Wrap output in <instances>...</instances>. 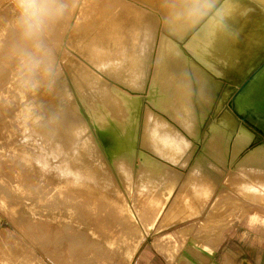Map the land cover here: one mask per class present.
<instances>
[{"label": "bare ground", "instance_id": "bare-ground-1", "mask_svg": "<svg viewBox=\"0 0 264 264\" xmlns=\"http://www.w3.org/2000/svg\"><path fill=\"white\" fill-rule=\"evenodd\" d=\"M104 1L107 5L105 11L109 12V15H104L106 17L101 21L84 20L81 28L72 33L73 37L70 35L67 38L69 47L76 50L73 52L76 58L64 54L66 56L65 67L73 72L74 87L82 103L81 107L96 108L90 113L91 120L98 124L96 129H89L84 118L82 124L76 125L79 123L76 120L79 111L74 108L79 103L73 100L74 97L69 94L59 76L53 77L54 84L57 82L58 85L55 86L53 83L50 85L49 81L44 82L43 69L32 71L27 60L20 59L16 61L14 73L17 72L16 76H19L20 82L24 81L22 84L24 89L28 90L41 85L43 95H40L41 99L38 98L42 101L40 104L44 106L49 99L56 96L58 102L54 108L57 111L51 108H48L50 111L41 112L29 110V107L35 104L25 102L22 106H27V109L19 110L20 115H17L13 108L20 106L21 95L19 94L20 98L16 102L17 97H12V94L8 102H3V106L9 105L8 110L6 112L4 110L9 119L3 121L9 124L28 125L27 129L25 128L27 132L24 139L27 141L25 144H32V147H25V150L22 148L21 151L17 148V151H14L12 147L11 151L7 149L6 144L0 143V158L5 156L3 152L7 150L8 157L15 155L17 160L23 164L27 163L30 158H34L32 163H42L34 170L40 168L43 175L60 181V187L55 189L50 184L39 181L41 189H38L41 190L43 197L53 198L57 193L58 198L69 201L71 205L93 204L91 206H95L99 202L98 199L111 202L114 197L110 198L111 195L105 191L115 194L121 192L120 196L129 199L131 203L136 206L138 203L141 204L139 208L134 206L137 211H147L149 215L139 213L141 218L153 220L158 213H161L165 220L171 211V214L175 213V216L181 217L176 218L181 221L200 214V210L205 207L213 193L214 182L211 180L217 175L227 173L226 182L239 188L240 196L228 191L219 199L216 198L215 205L211 207V212L206 219L208 226L203 225L201 228L209 231L219 229L222 223L228 221L227 216L236 207L243 212L240 214L233 212L231 218L234 220L242 218L252 205L257 206V210L259 208L264 211V172H258L264 171V143L251 146L247 153L240 155L246 146H250L252 134L237 124L230 108L227 109L225 106L227 97L237 91L235 98L237 99L245 90L246 84L244 86L241 84L239 87L224 86L226 93L223 92L224 96L214 105V110H210L209 100L213 80L211 81L210 77L202 72L203 70L195 68L193 66L195 63L191 65L188 62L190 58L187 60V56L182 53L179 45L201 23H206L210 15L225 0H141L147 8L137 6L128 0ZM255 1L264 6V0ZM85 6L86 0H83L82 9ZM62 22L60 33L54 41L60 47L63 45L62 42L66 41L64 40L65 35L62 37L63 32L66 29V32L70 33L69 28L75 24ZM197 39L202 44L207 41L205 33L198 34ZM188 48L218 67H227L224 61L205 53L197 45H189ZM262 61L264 58L247 76L255 71ZM51 63L55 66L52 59ZM259 71L260 93L252 99L253 101L251 100L257 103H252L257 114L249 110L256 121L264 118V66ZM47 86L49 91H46ZM17 90L21 94L24 91L22 88ZM53 93L54 95L51 96ZM195 96L196 99L193 98ZM43 99H46V103H43ZM29 121L34 124H30ZM206 122L208 125L203 128ZM7 135L5 134L2 139H5ZM32 148L33 155L31 154ZM103 148L108 151L107 155H103L105 153ZM184 154L197 157L195 160L199 163L195 165L197 167L193 165L187 172V177L181 181V184L183 182L182 190L184 186H189L188 193L194 197L197 209L193 204L186 206L190 198L188 196L186 198L183 194L178 195V199L175 197L171 203H167L169 192L175 183L168 165L181 167V163L178 162ZM108 156L110 160L106 159ZM150 156L161 158L160 161L166 164L154 163L149 158ZM239 156L242 158L236 159ZM221 166L228 168L226 173ZM13 172L14 174L18 172L25 174L27 178L33 179L32 176L24 173V167H15ZM149 189L159 191V194H151ZM88 192L92 193L95 198L90 199L87 196ZM34 194H36L35 191ZM121 198H116L119 211L114 217L117 220L122 218L124 221L132 222L134 220L133 210L131 211L133 207L130 209L128 202ZM90 215L94 216V219L103 217L97 211H90ZM85 222L87 223L86 220ZM131 228L138 232L135 226ZM53 229L55 227L51 232ZM107 229L109 230L108 227ZM52 234H55V231ZM129 234L132 238L131 232ZM132 234H134L133 231ZM67 239L69 237L65 241ZM70 239L73 240V238ZM55 245L58 246V244ZM44 250L47 249L44 248Z\"/></svg>", "mask_w": 264, "mask_h": 264}, {"label": "rangeland", "instance_id": "rangeland-1", "mask_svg": "<svg viewBox=\"0 0 264 264\" xmlns=\"http://www.w3.org/2000/svg\"><path fill=\"white\" fill-rule=\"evenodd\" d=\"M128 1L133 2L137 6H142L147 8L146 5L143 4V1L141 0H128ZM63 2L66 4V11L63 17L55 22H51L48 25L45 36L43 37V45L45 49H47L51 53L52 55L51 59L55 63L54 75L50 77L44 74L43 75L44 82L47 83V81H49L48 83L50 85L52 83L54 84L53 77L59 76L60 79H62L64 85L67 87V91L69 92V94H71L74 97L73 100L77 101L80 104V105L77 104L76 107L74 108L75 110L77 109V111H79L78 116L76 118V120L79 123H77L76 125L82 124L84 118L87 123V127L91 130L92 129L95 130L98 124L91 120L90 113L96 110V108L90 106L84 108L81 107L82 103L78 98L77 92L75 91V87H74V82L72 78L73 72L69 69L68 70L66 69L65 67L66 56L64 54L70 57L74 56L76 58L75 54L73 53L76 52V50L73 47L72 48L69 47L67 43V38L70 35L73 37L74 34L72 33L81 28L84 20L101 21L103 18L106 17L104 15H109V12L105 11V9H107V5L104 0H86V6L84 9H82L83 0H63ZM230 4L231 7L229 6ZM17 17H18V13L16 11L13 0H0V111L3 112V113L0 112V118H1L0 143L6 144L8 147L7 149L9 150H11L13 147L12 150L17 151L18 149L19 151H21L23 149L25 150V147L28 148L32 147V144L29 145L25 144L27 141L24 139L25 133L27 132L26 126L28 125L24 126L23 124L17 125L16 123L9 124L8 122H4L3 121L4 119L5 120L9 119L8 114L4 113V110L5 112L8 110L9 105L7 106L6 104L5 106H3V102L5 101L8 102V98L12 94H13L12 97L13 96L17 97V99L15 98L16 99L15 101L17 102V100H19L21 95L20 106L13 108V110L15 109V112L18 115L19 110L27 109V106L25 105L22 106V104H24L25 102L35 104L34 106L29 107V110L30 109L34 111L39 110V112H41V111H50L48 108L54 110L55 109L54 105L57 104L58 100L56 96L53 97V99H49L48 103L44 104L45 106L44 108V106L41 105L42 103L40 104V102L42 101L39 100L41 99L40 95H43L41 85L40 87L35 86L36 88L33 87V88H29L28 90L24 89V85H22L24 81L22 80L20 82L19 76L18 77L16 76L17 72L14 73V66L17 60L21 59L24 61L26 60L25 57L27 54L29 53L36 54L35 50L30 45L24 44L23 41L21 40L20 30L17 23ZM62 21H64L65 23L72 22L75 24L71 28H69L70 33L66 32V29L63 32L62 37H64L65 35L64 40L66 41L65 42L63 41L62 42L63 45L62 47H60L54 41L57 39L55 37L60 33L61 30L60 24L63 23ZM210 25L212 28L210 27ZM202 33H205L207 37L206 43L203 44L197 39L198 34H202ZM179 45L182 53L185 56H187L186 57L187 60L190 58L188 62L191 65L195 63L193 65L195 68L199 69L200 71L203 70L202 72L208 75L211 81L213 80L212 81L213 84L210 91L211 98L209 100L210 103L209 107L211 108L210 110H214L215 108L214 105L224 96L223 93L225 92L224 86L234 85L236 87H239L241 84L242 86L246 84L245 90L237 99H235L237 96V91H234L233 93L230 94V96L227 97L225 102L226 108L227 109L230 108L229 110H231L230 112L233 114L234 119H236L237 124L241 127L246 128L252 134L250 146L249 145L246 146L240 155L247 153L250 150L251 146L264 143V118H261L258 121H256L252 117V114L249 112V110H251L254 114H257V111L253 106V104H257V103L252 102L253 101L252 99L253 98L255 99L256 96L260 93L261 87L258 86L261 84H260V78L258 77L260 73L259 71L260 68L264 66V61L261 62V64L255 71H253L249 76H247L248 73H250L253 70V68L260 62V60L264 58V6L260 5L255 0H225L223 4H221V6H219L215 10V12L212 15H210V17L206 20V23L205 22L201 23L193 32L189 33L188 36L185 38V40L183 42H180ZM189 45L199 46L201 49L204 50L205 53L210 54L213 57L224 61L227 67L226 68H221L220 66L218 67V65L212 63L210 60H207L202 55L190 51L188 48ZM255 75H257V77H254ZM252 78L254 80H252ZM54 85L55 86L58 85L57 82H55ZM18 88H22V90H24L22 91V94L20 93V91L17 90ZM47 89L48 86L46 87V91H49ZM56 93L59 94L58 92ZM52 95H54V93L51 94V96ZM36 97L37 99H35ZM29 98L31 99L29 100ZM193 98L196 99V96ZM43 103H46V99H43ZM48 104H52V105H48ZM55 111H57V109H55ZM29 120L31 119L29 118ZM207 122L209 123V120H207ZM207 122L204 124L203 128L207 127L208 125ZM30 124H34V123L30 122ZM4 127L6 128L2 129ZM5 134L6 135L8 134L7 137L5 139H2L4 138ZM189 142L192 143V141L190 140ZM104 150L105 153L103 155H107L108 151L106 149ZM3 154L5 156L0 158V216L2 218H13L14 220L15 219H40V220L62 219L61 220L62 226L59 228V231L55 232V234L58 236L54 238L55 241L59 240L62 245L71 246V244L73 245V243L74 244L79 243L81 245L83 244L90 245L91 243H93L94 245H99L98 243L101 242L106 246L108 245L107 252L106 251L101 253L90 252L91 254L93 253L92 255L89 252H87V254L84 253L79 254L80 252H77L76 253L77 257L81 258L82 260L85 259L95 260L97 258V260L98 259L102 260V263H105V261H107L108 264H112V262L115 261L117 258L119 259V261H121V259L123 258L125 264H134V261H136V258L139 257V255H141V258L145 256V254L149 251L150 246L152 247L156 246L158 247V250L159 247H164L165 245H167L168 248L170 249H176L178 248L179 244L177 243L178 244L177 245L175 241L172 239V237H168V238L165 237V234L167 233L165 229L167 228V226H170L174 223L183 222L192 217L198 216V215H194L188 218L185 217L186 219L179 221L181 217L175 216V213L171 214L170 211V214L168 215L167 218H165V220H163L162 218L163 214L161 213H158L153 220L151 218L144 219L139 216V213L148 214L147 211L146 212L137 211L136 208L141 207V204L138 203V206H136L135 204L131 203L129 199H126L122 195L120 196V194H122L121 192L120 193L116 192L115 194L110 191H105L111 195L110 198L114 197L113 200L111 202H107L105 200L97 198L99 200V202H97L98 204L95 203L97 206L95 204H94L95 206H91L93 204L82 205V206L71 205L69 201H65L64 199L61 200V198H58L59 196L57 195V193L55 194L56 196L53 194L54 195L53 198L49 197L45 199L40 190L41 183L39 181H44L50 184L51 186L54 187V189L60 187V181L54 177L52 178L51 176L43 175L41 173L42 170L40 168L34 170V168H37L38 165H42V163L40 164L32 163V159L34 158H30V160L27 163L23 164L17 160L15 155L12 157H8L7 150H5ZM31 154L32 155L34 154L33 148ZM154 157L155 156H153V158L151 156L149 157L151 160L154 161V163L166 164L163 161H160L161 158L158 157L154 158ZM181 158H182L181 161L178 163L179 164L181 163L180 166L182 168L178 166L173 167L168 165L170 170V175L174 177L175 183H174V187L169 192L167 203L169 202L171 203L175 197H177L178 199V195L183 194L186 198L187 196L190 198L189 200H187L186 206H188V204L189 206L190 204H193V206L195 205L194 208L197 209V205L194 201V197L188 193L189 186L188 187L184 186V189L182 190L181 187L183 182L181 184V181H183L187 177V172L193 167V165L194 167H197L195 165L196 164L199 165V163L197 162V160H195L197 157H190L184 154L183 157ZM241 158L242 157L239 156L236 159H241ZM106 159L110 160V157L108 156L106 157ZM184 160L185 161L188 160V161L185 162ZM109 163L111 162L109 161ZM168 163L172 164L171 162ZM215 163L219 164L218 162ZM15 167H24V173H27L29 176H32L33 179L27 178L25 174L23 175L20 174L19 172L14 174L13 168ZM221 167H223L222 169L226 173L228 168L225 167L226 168L225 169L224 166ZM258 172H264V171L260 170ZM201 175L204 177L203 174ZM227 177L228 174L226 173L223 175H217L213 177V180H211L214 182L213 185L214 189L210 199L208 200V203L204 207L206 208L208 206L209 210L207 211L205 219L202 222V226L206 222L205 220L207 219V214L211 212V207L215 205L216 198L219 199V197L221 196L220 194L222 193L225 194L226 192L229 191L230 193H234L235 195L240 196L238 194L239 188H236L234 185L228 184L226 182ZM38 183L40 184L38 185ZM149 190L151 191V194L154 195L159 194V191H153V189H149ZM34 191L36 194H34ZM184 193L187 195H185ZM87 196L90 199L95 198L94 195L89 192ZM115 196L117 199L122 197L121 199L126 200L128 202V206L130 209L133 207V209H131V211L133 210L132 213L134 215V220L132 222L124 221V219L122 220V218H119L121 219L119 221V219L117 220V218L114 217L116 213H118L119 211L118 205H116L117 199L115 198ZM113 201L114 203H112ZM110 205L111 207H113L112 209ZM201 205L202 204L200 202V207ZM134 206L136 208H134ZM94 207H96V209ZM254 207L252 205L251 208L247 210V213L242 218L235 219L234 223L236 224V228L251 230L254 233H259L261 237L264 238V211H261L259 208L257 210L256 208L257 206L255 205ZM204 208L202 210L199 209L200 210L199 215L204 214ZM90 211L100 212L103 217L101 219H94V216L90 215ZM233 212L240 214L243 211L240 210L238 207L233 208V211L228 215L229 217L228 222H230L231 215ZM105 217L109 219H106ZM84 218L87 221V223L85 222ZM69 220H75L76 222L75 221L70 222ZM121 221H123V223ZM155 223L158 224L155 226ZM132 226H135V228L138 229V232L134 231L131 228ZM107 227L109 228L110 231L107 229ZM192 228L193 225H189L188 227L184 228L182 230L183 236L185 234L189 235ZM113 229L115 230L113 231ZM124 230H126V232L122 233V231ZM132 231L134 234H132ZM130 232L133 239L130 237L129 234ZM78 234L80 235V237ZM59 236L61 237L60 239ZM66 236H68L69 239L73 238L75 242L72 239L70 240L67 239L65 241V239L68 238ZM128 237H130V239ZM80 238H82L81 239L82 241L80 240ZM84 238L86 239L88 238V239L86 240ZM126 238L128 240H126ZM95 240H99L100 242L97 243L95 242ZM112 241L113 243H111ZM122 246L124 248V251L121 252V249H119V253L117 254V247L121 248ZM85 255L87 257H85Z\"/></svg>", "mask_w": 264, "mask_h": 264}, {"label": "crops", "instance_id": "crops-1", "mask_svg": "<svg viewBox=\"0 0 264 264\" xmlns=\"http://www.w3.org/2000/svg\"><path fill=\"white\" fill-rule=\"evenodd\" d=\"M208 210L209 207L207 206L204 208L203 215L192 217L183 221L184 223L178 222L167 226L165 237H172L175 243L179 244V249H170L165 245L164 247H159L158 250V247L150 246L145 256L141 258V255H139L134 264H264V238L259 233L236 228L234 218L230 219V222L233 221L232 223L228 221L222 223L223 225L215 231L201 228ZM228 218L227 216L226 220ZM157 224L155 223V226ZM189 225H193L190 234L183 236L182 230ZM204 225L208 226L206 222ZM61 226V220L59 219L14 220L13 218H2L0 216V264H108L106 263L107 261L102 263V260H97V258L95 260H87L85 258V260H82L76 255L77 252H80L79 254L95 251L101 253L105 252V250L107 252L108 247L102 242L98 243L100 242L99 240L95 241L99 246L93 243L90 245L75 243L76 245L63 246L60 241H55L54 238L58 235L52 233L59 231L58 228ZM54 227L55 229L51 232ZM55 244H58V246ZM48 246H51L50 249H48ZM44 248L47 250L45 251ZM118 248L117 254L119 253ZM120 249L123 252V246ZM83 250L84 252H82ZM61 252L62 254H60ZM63 253L66 254L64 255ZM119 263L125 264L124 259L122 258L121 261L116 259L112 262V264Z\"/></svg>", "mask_w": 264, "mask_h": 264}, {"label": "clouds", "instance_id": "clouds-1", "mask_svg": "<svg viewBox=\"0 0 264 264\" xmlns=\"http://www.w3.org/2000/svg\"><path fill=\"white\" fill-rule=\"evenodd\" d=\"M13 3L18 13L17 23L20 38L36 53H29L25 57L30 70L43 69L45 75H54L55 69L51 63V54L43 45V37L48 25L63 17L66 4L63 0H13ZM189 14L193 15L194 13Z\"/></svg>", "mask_w": 264, "mask_h": 264}]
</instances>
